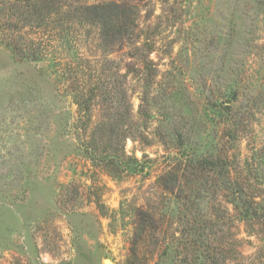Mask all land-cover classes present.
<instances>
[{
  "label": "rangeland",
  "instance_id": "374dc122",
  "mask_svg": "<svg viewBox=\"0 0 264 264\" xmlns=\"http://www.w3.org/2000/svg\"><path fill=\"white\" fill-rule=\"evenodd\" d=\"M12 1L0 0L16 25L0 27V264H264V0H131L160 73L131 74L128 101L103 93L91 114L81 91L128 49L103 55L89 26L22 25ZM110 105L149 133L126 142L136 173L85 152ZM207 157L211 172L197 167Z\"/></svg>",
  "mask_w": 264,
  "mask_h": 264
},
{
  "label": "trees",
  "instance_id": "16d2710c",
  "mask_svg": "<svg viewBox=\"0 0 264 264\" xmlns=\"http://www.w3.org/2000/svg\"><path fill=\"white\" fill-rule=\"evenodd\" d=\"M9 6L19 9L22 17H28V22L21 19L22 25H29L32 21L46 27L79 25L95 28L94 38L97 39L95 48L103 55L122 51L124 48L128 49L127 54L131 61L122 67L115 59L110 58L107 60L109 73L104 77L101 71V74L96 76L97 81L94 82L93 88L87 93L81 91L78 104L90 114L92 101L103 93L111 98L121 96L120 102L128 101V88L124 87V84L128 83L131 74L137 78L141 77L148 83L156 81L160 73L156 62L151 57V53L155 51V43L150 38L142 39L145 28L141 27V10L139 5L131 0H13L6 5V7ZM1 15L0 27L13 29L16 26L12 24L11 16L9 20H5L3 14ZM9 44L17 47L15 41H10ZM113 105L117 106L116 103ZM113 105L106 107L107 113L101 117V120L94 121L96 126L92 136L94 140L91 139V144L86 146L85 152L93 161L113 167L120 175L124 172L136 173L140 171L141 160L127 153L126 142L129 138L134 141H148L149 133L141 131L139 127H131L136 122L133 120L129 106H124L120 110ZM199 164L201 171L211 172L212 169L209 168H214L218 162L207 157L199 161L197 167ZM169 183L172 181H168ZM167 185L163 184L168 188ZM196 198L201 197L196 195ZM144 215L146 218L148 216L150 221L151 214ZM153 219L155 220L154 215ZM150 223L157 227L156 220ZM197 239L199 237L195 239L196 242H198Z\"/></svg>",
  "mask_w": 264,
  "mask_h": 264
}]
</instances>
